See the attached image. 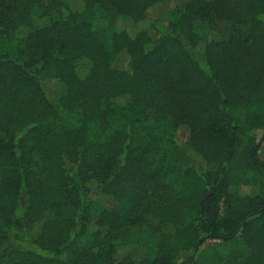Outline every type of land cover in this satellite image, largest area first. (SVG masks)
<instances>
[{
	"label": "trees",
	"instance_id": "1",
	"mask_svg": "<svg viewBox=\"0 0 264 264\" xmlns=\"http://www.w3.org/2000/svg\"><path fill=\"white\" fill-rule=\"evenodd\" d=\"M0 264H264V0H0Z\"/></svg>",
	"mask_w": 264,
	"mask_h": 264
},
{
	"label": "rangeland",
	"instance_id": "2",
	"mask_svg": "<svg viewBox=\"0 0 264 264\" xmlns=\"http://www.w3.org/2000/svg\"><path fill=\"white\" fill-rule=\"evenodd\" d=\"M177 15V12L173 11V12H168L165 15L162 16V21L167 22L169 19L173 18L174 16ZM201 31L202 28L200 27ZM206 29H203V34L206 33ZM162 122V121H161ZM156 175L162 177L163 175H165V180L166 182H175L178 179V173L175 170V166L173 165V163H169V162H164L161 166H159ZM169 176V177H168ZM139 239V238H138ZM139 241H141L139 239ZM226 253H228L229 257H235L237 258V256H239L240 254H243L244 251H242V249L240 247L237 246H232L230 247L228 250H226Z\"/></svg>",
	"mask_w": 264,
	"mask_h": 264
}]
</instances>
